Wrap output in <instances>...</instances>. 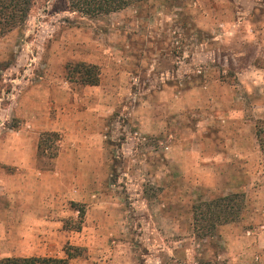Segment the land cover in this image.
<instances>
[{"label": "rangeland", "instance_id": "1", "mask_svg": "<svg viewBox=\"0 0 264 264\" xmlns=\"http://www.w3.org/2000/svg\"><path fill=\"white\" fill-rule=\"evenodd\" d=\"M192 1L89 18L36 0L0 39V168L25 195L0 217V259L264 264V0ZM232 194L240 218L197 237L193 206Z\"/></svg>", "mask_w": 264, "mask_h": 264}, {"label": "trees", "instance_id": "2", "mask_svg": "<svg viewBox=\"0 0 264 264\" xmlns=\"http://www.w3.org/2000/svg\"><path fill=\"white\" fill-rule=\"evenodd\" d=\"M70 11L79 13L89 18H96L111 13H116L128 7L146 2L147 0H65ZM177 8L188 4L192 0H171ZM36 0H0V39L22 27L27 21L28 15L35 5ZM195 5V4H194ZM183 8V7H179ZM177 16L180 13H176ZM185 36V34H183ZM8 66L0 64V73ZM71 74L80 76L86 85L98 84V72L94 65L76 64L67 67ZM1 77V74H0ZM254 134L258 149L262 157L264 172V120L258 119L254 124ZM47 139H42L39 147L51 149L55 133H46ZM50 139V140H49ZM52 139V140H51ZM242 200L239 194L227 195L206 202H199L193 206L192 220L197 237L206 239L211 237L217 226L236 222L242 212ZM83 215V211H79ZM66 258L52 257H28V258H3L0 264H68L73 256L65 250ZM197 264H208L199 262Z\"/></svg>", "mask_w": 264, "mask_h": 264}, {"label": "crops", "instance_id": "3", "mask_svg": "<svg viewBox=\"0 0 264 264\" xmlns=\"http://www.w3.org/2000/svg\"><path fill=\"white\" fill-rule=\"evenodd\" d=\"M28 164H29V162H27ZM25 164H26V162L24 161V166H25ZM9 165L8 164H3V166L0 168V183H4L3 184V188H5V186H6V188H8V186L7 185H5L6 183L8 184V182H7V176H9L10 174H8V173H6V171H5V168L4 167H8ZM0 188H1V186H0ZM10 188V187H9ZM8 188V194L6 195V196H4V198H5V200H7V202H8V208H4V206L2 207L1 205V208H0V217H6V216H9V213H11L12 214V216L13 217H16V213H15V211H16V207L17 206H15L17 203V201L19 200V202H23V200H25V195L22 197L23 199H18L17 200V197H16V195H15V189H9ZM10 198H12L11 200L13 201V203L11 202V200H10ZM11 202V203H10ZM8 214V215H7ZM21 214V213H20ZM21 216V215H20ZM28 257H33V256H26V257H18V258H28Z\"/></svg>", "mask_w": 264, "mask_h": 264}]
</instances>
